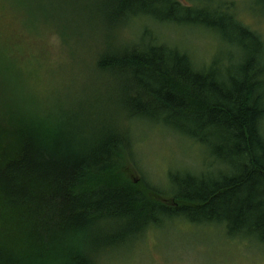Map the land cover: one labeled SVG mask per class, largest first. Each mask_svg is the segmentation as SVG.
I'll use <instances>...</instances> for the list:
<instances>
[{
    "label": "trees",
    "instance_id": "16d2710c",
    "mask_svg": "<svg viewBox=\"0 0 264 264\" xmlns=\"http://www.w3.org/2000/svg\"><path fill=\"white\" fill-rule=\"evenodd\" d=\"M97 1L108 38L93 98L48 111L0 50V264H108L174 219L264 245V38L222 0ZM170 26L223 53L199 64L162 38ZM142 122L207 148L216 172L171 174V192L137 182Z\"/></svg>",
    "mask_w": 264,
    "mask_h": 264
},
{
    "label": "rangeland",
    "instance_id": "374dc122",
    "mask_svg": "<svg viewBox=\"0 0 264 264\" xmlns=\"http://www.w3.org/2000/svg\"><path fill=\"white\" fill-rule=\"evenodd\" d=\"M222 2L264 38V18L255 11L252 0ZM98 6L97 0H0V50H7L5 56L16 66L21 82L35 89L48 111L79 97L93 98L90 93L101 86L96 80V61L108 31ZM161 36L202 65L223 53L218 39L201 29L170 26ZM123 37H129L125 30L124 41ZM137 125L135 150L141 169H136L137 182L146 180L171 192V174L201 176L210 168L216 172L207 148L166 127L147 122ZM129 244L107 263L264 264V245L257 240L231 238L221 226L183 219L163 220L138 243Z\"/></svg>",
    "mask_w": 264,
    "mask_h": 264
}]
</instances>
